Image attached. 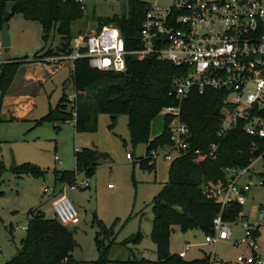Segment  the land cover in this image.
Wrapping results in <instances>:
<instances>
[{"label": "trees", "instance_id": "16d2710c", "mask_svg": "<svg viewBox=\"0 0 264 264\" xmlns=\"http://www.w3.org/2000/svg\"><path fill=\"white\" fill-rule=\"evenodd\" d=\"M7 1L13 2V13L21 14L25 19L37 21L42 26L45 46L31 58L34 62H46L47 58L73 53L71 30L74 22L83 18L84 11L76 0H0V31L3 19L10 18L5 13ZM151 4L140 0H128V10L122 15L114 14L107 24L117 27L125 41L127 51L141 48L140 32L146 11ZM103 24L96 27L100 30ZM80 32L78 33V35ZM52 35H58L61 43L57 47L48 45ZM85 52V50H82ZM28 58L0 65V89L5 95L8 85L16 73L18 65ZM183 70L168 61L157 57L138 60L135 56L127 57V70L124 73L106 72L91 67L88 58L74 61L71 83L76 100L70 103L63 95L56 108L39 120L34 128L52 124L58 133L63 124L76 121L81 132H95L98 117L107 113L114 123L121 115L128 116V127L133 145H146V152L141 160V167L154 168L155 152L169 148L170 121L163 115V129L152 138V124L169 106L180 104L171 94L173 81ZM223 95L216 91L204 94L195 92L181 102L182 119L188 125L193 149L207 152L212 145H217L214 159L199 160L194 154L176 155L169 171V181L152 201L154 215L151 239L156 246L158 259L136 257L127 260L112 261L110 249L114 245L123 247L137 246L142 241V233L117 242L113 238L114 224L108 226L97 219L99 233L96 236L99 258L96 261H76L72 252L77 247L73 232L59 223L57 219H47L37 210L28 214L26 237L22 241L18 254L4 264H209L210 255L192 261L184 260L177 254L170 253V235L174 226L182 230L200 229L207 236L213 233V221L222 214L223 220L236 223L243 213V206L238 203L228 205L222 213L221 204L208 197L206 190L218 181H227L226 169L248 167L264 152V143L249 136L241 126L219 136L222 120L221 107ZM76 112V118L73 113ZM76 168L72 171H55V180L61 184L73 185L77 175L91 176L97 167V153L94 151L76 152ZM10 172L23 176L37 174L30 164L13 165ZM7 167L0 158V179ZM259 230V228H258ZM255 231L254 235L257 237ZM109 240L108 245L103 239ZM113 238V239H112ZM111 239V240H110Z\"/></svg>", "mask_w": 264, "mask_h": 264}, {"label": "rangeland", "instance_id": "374dc122", "mask_svg": "<svg viewBox=\"0 0 264 264\" xmlns=\"http://www.w3.org/2000/svg\"><path fill=\"white\" fill-rule=\"evenodd\" d=\"M151 5L171 6L176 0H140ZM87 10L83 18L72 25V38L78 33L95 30L99 24H107V19L114 14L122 15L128 10V0H86ZM13 2L7 1L5 13L10 16L7 21L11 45L0 47V65L16 62L23 58H32L44 46L42 26L37 21L25 19L21 14L13 13ZM74 41H72L73 43ZM1 43V31H0ZM61 43L58 35H52L48 45L57 47ZM69 70L62 76L50 81L41 91L33 90L36 105L35 118L42 117L50 108H56L66 93L73 96L72 86L63 90V84ZM2 69H0V76ZM0 89V102H1ZM67 110L71 104L67 103ZM163 113L152 124V138L163 129ZM74 121V122H73ZM62 125L56 133L52 124L34 128L35 121L2 120L0 114V158L7 171L0 179V264L14 258L26 237L28 214L31 210L41 211L47 219H56L53 202L55 197L44 193V188H56L66 195L78 211L80 223L67 225L73 232L77 247L72 252L76 261H96L99 258L96 236L99 233L97 219L108 226L114 224L113 238L121 242L142 233V241L137 246L123 247L114 245L109 252V259L127 260L145 258L158 259L156 246L151 239L154 215L152 201L169 181L172 162L164 157L169 148L156 153L154 168L141 167V160L146 152V145H133L128 127V116L121 115L113 123L107 113L98 117L95 132H81L73 120ZM94 151L108 153L107 160H99L94 174H84L77 178L76 188L55 180V171H72L76 168V152ZM132 155V159L127 158ZM58 157V160L56 159ZM30 164L39 168L37 174L18 176L10 172L13 165ZM264 174V158H259L242 179V183L253 182L255 186L247 193L243 213L236 223L231 225L232 239L216 244L205 243L206 234L200 229L182 230L174 226L170 235V253L179 254L186 245L191 248L184 260L192 261L207 255L236 264L240 255L252 256L247 244H239L244 237V223L259 226L257 235L256 257L264 258V186L260 185ZM88 182L89 187L84 183ZM112 238V239H113ZM108 245L109 240L100 236ZM111 240V239H110Z\"/></svg>", "mask_w": 264, "mask_h": 264}, {"label": "built area", "instance_id": "2783aa9c", "mask_svg": "<svg viewBox=\"0 0 264 264\" xmlns=\"http://www.w3.org/2000/svg\"><path fill=\"white\" fill-rule=\"evenodd\" d=\"M76 1L87 10L86 0ZM73 41L72 54L46 60L53 64H74L77 59L88 58L94 69L124 73L128 56L138 60L157 57L183 70L174 79L171 91L180 104L162 111L171 118L170 152L164 154L167 160L180 153L194 154L199 160L215 158L217 145L205 153L193 149L189 127L181 117V102L195 92L222 93L219 136L241 126L246 134L264 143V0H176L171 6L151 5L140 32L141 48L132 51H127L119 29L113 25L79 34ZM68 100L72 105L76 96ZM76 115L74 112L75 118ZM127 158L133 157L127 154ZM259 158H264V152L256 160ZM252 164L243 169H226L227 181L220 180L207 188L208 197L221 204L222 213L232 203L242 206L246 203L247 193L255 184L242 183V179ZM261 176L259 184L264 186V174ZM76 183L69 187L75 189ZM84 186L89 187V183L85 182ZM65 190L57 192L54 187H46L44 193L55 197L53 206L60 224L77 225L80 223L78 211L62 194ZM260 216H264L262 208ZM232 224L219 214L213 221V233L206 236L205 243L232 239ZM258 228L244 223L245 237L238 243L247 244L253 255H240L236 264H264V258L256 257L258 245L254 233ZM190 248L186 245L179 257L185 258ZM209 264L229 263L210 255Z\"/></svg>", "mask_w": 264, "mask_h": 264}, {"label": "crops", "instance_id": "0c3cea01", "mask_svg": "<svg viewBox=\"0 0 264 264\" xmlns=\"http://www.w3.org/2000/svg\"><path fill=\"white\" fill-rule=\"evenodd\" d=\"M73 66L74 64L71 62L53 64L48 60L46 62H34L31 58L18 65L5 95L1 96L0 114L2 120L36 121L44 117L45 115L39 118L34 117L36 114L35 93L31 91H41L45 85L58 76H62L64 71L68 69V77L63 84V90H66V87L72 86L71 74ZM65 94L64 92L63 95ZM73 95L76 96L75 92Z\"/></svg>", "mask_w": 264, "mask_h": 264}, {"label": "water", "instance_id": "95a60500", "mask_svg": "<svg viewBox=\"0 0 264 264\" xmlns=\"http://www.w3.org/2000/svg\"><path fill=\"white\" fill-rule=\"evenodd\" d=\"M3 26H2V30H1V47L2 48H7L11 45L10 42V35H9V28H8V24L5 21V19H3ZM108 153H104V152H97V158L99 160H107L108 159ZM31 168L36 170L38 169L37 166L35 165H31Z\"/></svg>", "mask_w": 264, "mask_h": 264}]
</instances>
